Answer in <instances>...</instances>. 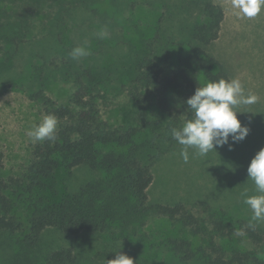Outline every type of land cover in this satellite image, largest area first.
Segmentation results:
<instances>
[{
	"label": "trees",
	"instance_id": "16d2710c",
	"mask_svg": "<svg viewBox=\"0 0 264 264\" xmlns=\"http://www.w3.org/2000/svg\"><path fill=\"white\" fill-rule=\"evenodd\" d=\"M31 2L39 4L40 11L52 10L51 15L47 10L41 13L49 19L60 52L50 59L42 55L41 65L33 63L29 96L40 102L46 115H55L58 124L54 140L35 145L22 176L0 180V232L22 228L14 215L17 203L31 210L25 236L31 245L49 228L72 235L109 232L128 240L153 214H160L186 227L191 236L169 237L164 242L176 264H264L260 255L264 229L256 223L214 209L207 220L191 212L184 202L154 204L148 196L155 163L177 144L171 130L192 118L186 100L198 85L231 80L226 67L208 50L219 37L224 8L214 0H194L192 7L201 19L179 33L168 29L160 18L152 37L139 34L130 61L117 75L110 65L73 60L69 55L75 47L68 41L69 19L77 9L97 15L102 0ZM13 41L19 49L23 40L17 37ZM51 68L76 86L66 106L47 93ZM115 81L136 104L139 126L113 125L103 118L102 101L107 100ZM82 166L98 175L69 189L66 179ZM246 241L252 248L246 247ZM46 263L80 264L68 247L49 252Z\"/></svg>",
	"mask_w": 264,
	"mask_h": 264
},
{
	"label": "rangeland",
	"instance_id": "374dc122",
	"mask_svg": "<svg viewBox=\"0 0 264 264\" xmlns=\"http://www.w3.org/2000/svg\"><path fill=\"white\" fill-rule=\"evenodd\" d=\"M193 1L102 0L97 15L84 9L74 12L69 19L68 41L89 53L80 59L95 60L103 67L110 65L118 75L139 44V34L152 37L160 18L168 29L178 33L193 27L201 19L200 12L192 7ZM214 2L224 8L225 18L219 37L208 50L226 67L231 79L239 78L246 93L258 98L256 103L238 108L243 112L237 113L238 119L250 128V133L231 151L224 145L199 157L190 148L188 163L180 156L182 146L177 143L155 163L148 196L154 204L184 202L191 212L207 220L210 209L221 210L264 229V222L252 219V211L241 197L245 190L249 196L259 194L247 169L256 153L264 148V11L255 18H241L232 9L231 0ZM38 6H33L31 0H0V65H4L0 67V180L22 176L35 145L41 142L33 143L27 135L46 116L40 102L29 96L32 67L33 63L44 62L42 55L50 59L60 49L49 19L41 13L52 10L40 11ZM101 32L106 35L102 37ZM17 37L23 40L19 49L13 41ZM50 75L47 93L60 105H68L76 88L73 80L53 68ZM120 85L115 81L107 100L102 101L103 118L113 125L139 126L137 106ZM97 175L82 166L74 169L66 182L69 189L75 190ZM14 215L22 228L0 232V264H47L49 252L65 247L74 251L80 264H107L119 250L131 257L134 264H176L164 242L169 237H191L180 223L153 214L138 234L128 240L109 232L72 235L49 228L38 243L31 245L25 240L31 210L24 203H17ZM194 241L197 245L198 241ZM246 247L252 248V244L246 241ZM260 255L264 257V251Z\"/></svg>",
	"mask_w": 264,
	"mask_h": 264
},
{
	"label": "clouds",
	"instance_id": "9594fccd",
	"mask_svg": "<svg viewBox=\"0 0 264 264\" xmlns=\"http://www.w3.org/2000/svg\"><path fill=\"white\" fill-rule=\"evenodd\" d=\"M231 7L241 18H255L264 11V0H231ZM103 37L106 32H101ZM89 53L84 47H75L69 53L73 60H79ZM257 97L246 93L239 78L218 81H207L198 85L195 93L186 100L187 110L192 118L186 120L181 128L171 130L172 138L182 146L180 156L184 163L189 162V149L195 150V155L206 157L218 147L228 145L233 150L237 143L242 142L250 133L247 125H242L237 113L240 106L257 102ZM180 105H177L179 107ZM58 119L55 115H46L34 124L27 132L32 142L54 140ZM231 138V139H230ZM249 179L254 182L258 195L249 196L247 190L241 193L243 202L252 211V219L264 222V148H261L248 166ZM116 258L107 264H134L127 254L120 250Z\"/></svg>",
	"mask_w": 264,
	"mask_h": 264
}]
</instances>
